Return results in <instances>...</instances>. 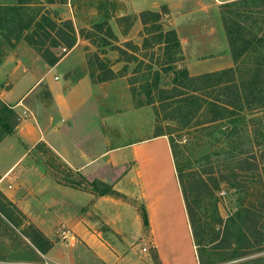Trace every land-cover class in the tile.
Instances as JSON below:
<instances>
[{"label":"crops","instance_id":"crops-1","mask_svg":"<svg viewBox=\"0 0 264 264\" xmlns=\"http://www.w3.org/2000/svg\"><path fill=\"white\" fill-rule=\"evenodd\" d=\"M116 1L111 2L120 12L116 18L138 17L145 11L164 15L168 30L176 32L186 65L194 69L213 66L203 59L206 54L197 51L217 44L208 11L215 15L219 5L235 0ZM77 2L98 10L107 0L49 5L50 16L57 21L71 20L76 32L74 46L55 65L46 64L23 41L17 42L0 64V101L19 120L12 134L0 138V192L52 244L45 254L37 252L38 261L27 263L144 264L133 257L130 250L136 246L131 247L130 241L148 239L156 260L150 263L146 259V264H199L168 139L153 134L150 106H134L131 98L124 96L125 90L120 98L115 86L120 76L113 65L121 59L119 51L80 37L77 25L79 29L87 25L77 15ZM202 13V22H207L203 31L194 19ZM114 45L124 49L118 42ZM93 54L109 63L104 70L117 76L96 81L104 70L90 71L88 55ZM127 87L130 96L129 84ZM38 146L48 156H58L75 175L100 181L105 177L127 201L57 183L34 163ZM144 213L147 226L143 225ZM127 217L136 227L132 239L125 235ZM62 231L67 232V241H63ZM177 238L192 252L193 260L181 257L175 248Z\"/></svg>","mask_w":264,"mask_h":264},{"label":"rangeland","instance_id":"rangeland-1","mask_svg":"<svg viewBox=\"0 0 264 264\" xmlns=\"http://www.w3.org/2000/svg\"><path fill=\"white\" fill-rule=\"evenodd\" d=\"M13 2L14 0H0V5H9ZM111 2L117 1L107 0L103 7L100 6L98 10H95L94 5L77 2V15L85 21L83 25L87 26L79 29V25L76 23V31H78L80 37L99 47L110 49V47H116L114 44L118 42L125 50L116 47L121 58L118 64H113L118 68L117 73L122 74L123 77L129 76L128 78L133 81L135 80L134 88L143 100H146L145 93L147 91H150V95L155 98V105H148L154 116L155 128L153 134L161 133L165 135L169 145L171 142L177 153H179L178 163L184 172L183 180L188 189V197L191 202L196 203L199 218L198 225L206 228L204 236H202L201 246L198 247L194 244L196 257L198 256L197 250H200L199 253H201L205 264H264V111L247 110L236 115L234 119L225 118L215 123H204L207 120L206 118H210L214 114H212L214 108L208 106L199 111L196 105L190 104L181 107L179 110L177 103L171 102L170 99L159 102L157 97L158 89L169 90L172 88V72L183 68L187 70L190 77L232 70L231 75L238 83L246 80L250 81L251 76L255 73L256 62L259 61L260 54L264 55V51L254 50L256 48L254 42L251 48L247 50H240V48H233L232 50L224 31V20L241 22L245 30L248 29L255 36H260L258 28L261 22L260 19L263 17L259 13L261 11L252 9V7H249V3H240L241 0L219 5L215 15H213V12L208 11L207 18L210 19L208 24L215 31L214 37L217 44L213 48L197 51L206 54L203 59L213 66L193 69V67L186 65L181 48L180 54L168 52L165 39H163V45L160 47L156 45L155 40H157L159 32L154 31L147 35L152 47L144 49L142 43L146 34L139 16L128 15L132 19L135 18L132 25H129L130 23L127 21L117 23L116 14L120 12H118L116 5ZM44 9L51 15L49 5H45ZM84 15L85 18H83ZM204 18V13H202L201 18H194L197 20L196 22L201 23H198L201 31L207 25V22H202ZM194 19L192 18V20ZM150 24H153V22ZM159 24L163 32L168 31V27H166L168 25L167 18L164 15L159 20ZM216 24H218L217 28ZM200 33L204 34L203 32ZM237 41L236 44H241L240 38ZM126 43H138L140 47L130 49ZM63 48L65 47L62 46L57 51L62 53ZM235 49L239 50V54L236 53ZM11 50L4 44L0 35V58L2 56L3 60L6 53ZM234 51L237 57H235ZM67 52L68 49L65 53ZM149 65L152 66L151 70L147 69ZM107 66H109V63H107ZM164 68H171V70L164 72L162 71ZM154 70H158L160 73L158 88L153 86L151 72ZM122 75L117 77V79H120L115 83L119 96L122 99L125 90L126 95L124 96L131 98L135 106L134 99L127 93L129 91L128 87L126 88L128 78L122 79ZM167 96L164 95L166 98ZM197 102L202 103V101ZM86 107L88 109L90 105L88 104ZM155 110H157L159 116L157 121ZM233 120L236 124L232 123ZM232 125L235 128V135L228 138L226 136L227 131ZM251 145L253 146V152L259 155L254 156L259 169L253 172H235L237 176L235 185L237 187L234 189L235 194H233L226 183H219V181L222 178L232 176L229 170L239 166V159H251L253 157L238 156V154L233 156V152L250 150ZM35 150L39 156H34L36 158L34 163L39 165V168L45 173H50L57 183L80 191H92L95 195H98L97 192L99 193L101 190H108V188L113 190V185L109 184L105 177L100 181L84 177L79 173L75 175L58 161V156H48L40 146L36 147ZM29 155V153H26V156ZM32 160H34L33 156ZM206 171L210 174L204 175L203 172ZM196 173L203 177L208 188L212 190V195L198 198L199 194L202 193V183L196 178ZM99 182H102L108 188H103L99 185ZM113 192L115 191L113 190ZM222 192H224V195L221 196L220 193ZM111 195L122 202L127 201V198L122 197L119 193L115 192ZM246 210L249 211V214ZM217 213L221 218V222L217 219ZM1 220L4 222L3 217ZM127 220L125 235L130 238L136 233V227H134L130 217H127ZM19 221L18 227L15 228L9 225V229L0 221V264H25L39 260L37 251L22 234L23 231H26L29 236L33 234L28 228L29 221L26 217L24 220L19 218ZM130 243L131 247L136 246L135 250H130L134 258L141 260L144 264L148 262L146 259L150 263L155 262L153 257H156V253L150 248V240L142 241V239H139L133 242L130 241ZM175 244V248L182 253L181 257H187V260L192 258V252L185 250V246L182 242H179L178 238L175 239ZM141 245L150 249L143 253L141 252Z\"/></svg>","mask_w":264,"mask_h":264},{"label":"trees","instance_id":"trees-1","mask_svg":"<svg viewBox=\"0 0 264 264\" xmlns=\"http://www.w3.org/2000/svg\"><path fill=\"white\" fill-rule=\"evenodd\" d=\"M65 0H14L12 4L0 5V35L3 38L5 45L9 49H13L15 44L19 41L25 42L31 47L49 66L55 65L63 53L57 51L60 47L70 49L76 42L75 30L71 20H55L50 17L49 13L44 9L45 5L52 4H64ZM240 3H249V7L252 9H258L261 11L263 17L260 19V26L258 31L260 36H255L250 31L245 30L241 22L237 23L234 20L228 22L224 20V31L229 43V46L233 48H240V50H247L251 46L255 45L254 50L264 51V0H241ZM166 12V8L162 9V13ZM161 14L157 12L145 11L139 14V19L143 25V30L146 37L143 39L142 47L144 49L152 47L151 41H149L147 35L154 31L159 32L156 45L160 47L163 45V39L166 40V49L168 52H174L180 54V44L176 32L174 30H168L163 32L162 27L159 24ZM248 18V17H246ZM250 19V18H249ZM135 18L130 16H124L117 19V23L127 21L132 25ZM256 21V20H255ZM153 22V24H150ZM88 38V37H87ZM240 38L241 44H236ZM246 39V40H245ZM128 48L137 49L131 43H126ZM112 49H118L112 47ZM239 54V50L235 49ZM234 51V53H235ZM238 51V52H237ZM235 53V57L236 56ZM259 61L256 62L255 73L251 76L252 79L246 80L248 82H237L231 75L232 70H226L218 73L203 74L199 76L190 77L185 68L180 70H174L172 79V88L169 90L158 89L157 97L158 101L162 102L166 99H170L171 102L177 103L179 110L186 105H196L199 111L202 108L212 107V116L206 118L204 123H215L219 120L230 118L234 119L236 115L243 113L244 111H264V55L260 54ZM235 60V59H234ZM2 63V56L0 58V64ZM88 67L90 71L98 70L102 71L107 68V65L100 61L96 54L88 55ZM147 69H152L149 65ZM149 70V71H150ZM171 70V68H164V72ZM153 75V86L158 88L160 73L158 70L151 72ZM122 75V74H119ZM117 74L111 70L106 69L102 71L95 80L98 82L108 81L116 77ZM94 80V81H95ZM135 81V80H134ZM134 81L128 78V84L130 86V94L135 101L136 107L145 105H155V98L150 95V91L145 93L146 100H143L134 88ZM164 95H168L167 98ZM214 95V96H213ZM197 101H202L198 103ZM198 103V104H196ZM155 109V107H154ZM178 110V111H179ZM156 121L159 118L157 110H155ZM207 116V115H205ZM18 117L11 110V108L0 101V138L13 133L15 127L18 125ZM232 123L236 124L233 120ZM235 135V128L232 127L227 131V137L232 138ZM170 148L172 158L174 161L176 177L180 186L182 197L184 200L185 210L188 217V223L190 226L193 242L196 246H201L202 236H204L205 227L198 225L199 218L196 208V203L191 202L188 197V189L184 184L183 169L178 163L179 153H177L175 146L170 142ZM253 146L250 150H241V152H233V156H253L251 159L244 158L239 159V166L236 168H230L229 173L232 175L230 178H222L219 183H226L232 193L235 194L236 189L235 182L237 176L235 172H253L258 171L259 167L254 156H259L253 152ZM262 153V152H261ZM226 161V160H224ZM227 162V161H226ZM259 163V162H258ZM204 175H209L210 172H203ZM196 178L202 183V193L198 198L212 195L211 189L208 188L203 177L196 173ZM231 179V180H230ZM99 185L103 188H108L102 182ZM111 188L108 190H101L97 194L99 196H106L115 194ZM112 196V195H111ZM216 207V206H215ZM264 210V205H263ZM249 214V211L246 210ZM3 217L4 222L1 218ZM19 218L24 220L25 216L20 210L10 202L3 193L0 192V221L5 227L9 229V225L13 227L19 226ZM143 225L147 226V219L145 213L142 215ZM217 219L221 222V218L217 213ZM20 222V221H19ZM28 228L32 231V235L29 236L26 231L22 234L31 242L35 250L41 254H45L51 247L50 241L33 225L28 224ZM200 250H197V258L199 264H205L202 260ZM154 261L156 257H153Z\"/></svg>","mask_w":264,"mask_h":264},{"label":"built area","instance_id":"built-area-1","mask_svg":"<svg viewBox=\"0 0 264 264\" xmlns=\"http://www.w3.org/2000/svg\"><path fill=\"white\" fill-rule=\"evenodd\" d=\"M65 52H66V49L65 48H63L62 49V53L63 54H65ZM220 195L222 196V195H224V192H222V193H220ZM67 232H63L62 231V233H61V237H62V239L64 240V241H67ZM141 251L143 252V253H145L146 252V249L145 248H142L141 249ZM25 264H36V263H25ZM40 264H50L49 262H46V261H43V263H40Z\"/></svg>","mask_w":264,"mask_h":264}]
</instances>
